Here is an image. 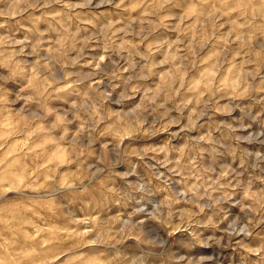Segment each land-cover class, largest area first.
Wrapping results in <instances>:
<instances>
[{"label": "rangeland", "instance_id": "rangeland-1", "mask_svg": "<svg viewBox=\"0 0 264 264\" xmlns=\"http://www.w3.org/2000/svg\"><path fill=\"white\" fill-rule=\"evenodd\" d=\"M0 11V264H259L264 0Z\"/></svg>", "mask_w": 264, "mask_h": 264}, {"label": "clouds", "instance_id": "clouds-1", "mask_svg": "<svg viewBox=\"0 0 264 264\" xmlns=\"http://www.w3.org/2000/svg\"><path fill=\"white\" fill-rule=\"evenodd\" d=\"M27 2V0H25ZM39 0H37V3ZM56 3H60L61 0H55ZM111 2V0H109ZM21 3V0H15V4L19 5ZM36 4H29V7H36ZM66 7H74L71 4H67ZM5 15L3 11H0V16ZM11 15V13H9ZM0 27H3V25H0ZM4 42V38L0 37V44ZM15 43H21L20 41H16ZM245 92H247V87L245 88ZM2 99V98H0ZM68 155L65 157L64 160L60 161L59 164H72L73 163V150L71 147L67 150ZM83 178L80 176H76L75 178L71 180H65L60 184V188L67 192H74L77 188V184L82 183ZM259 203V202H257ZM245 211L249 213H255L260 214L264 212V203H259V207H257L255 204L253 205H246ZM262 220H264V217H262ZM261 221L256 220H250L248 223L244 224L242 227L238 229L237 234H243L244 236L250 237L252 235V230L255 229ZM195 235V234H193ZM148 239L145 240V243L148 245L149 249L154 250L157 254H162L167 250L166 244L167 240L163 233H158V230H152L149 229L148 232ZM104 241H93V243H103ZM243 247V245H241ZM244 251L248 254L249 261L252 259H256L259 261V264H264V244L261 245L260 248H252L248 247L245 248ZM120 258V254L117 253V255L113 258V261L110 262V264H114V261ZM141 264H144V262H141ZM150 264V261L148 262Z\"/></svg>", "mask_w": 264, "mask_h": 264}]
</instances>
